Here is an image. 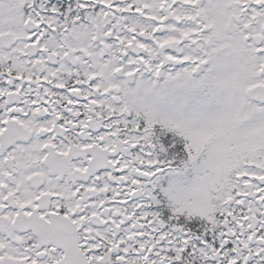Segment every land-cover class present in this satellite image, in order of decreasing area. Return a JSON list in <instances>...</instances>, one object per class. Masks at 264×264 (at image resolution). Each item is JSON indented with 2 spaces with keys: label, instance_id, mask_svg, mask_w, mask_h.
I'll list each match as a JSON object with an SVG mask.
<instances>
[{
  "label": "snow or ice",
  "instance_id": "obj_1",
  "mask_svg": "<svg viewBox=\"0 0 264 264\" xmlns=\"http://www.w3.org/2000/svg\"><path fill=\"white\" fill-rule=\"evenodd\" d=\"M0 264H264V0H0Z\"/></svg>",
  "mask_w": 264,
  "mask_h": 264
}]
</instances>
